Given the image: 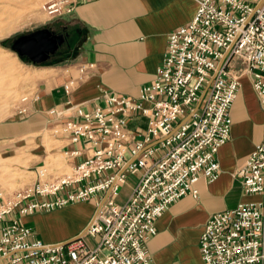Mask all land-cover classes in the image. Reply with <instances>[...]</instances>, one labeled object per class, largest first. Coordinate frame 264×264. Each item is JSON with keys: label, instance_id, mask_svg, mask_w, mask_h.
Segmentation results:
<instances>
[{"label": "built area", "instance_id": "2783aa9c", "mask_svg": "<svg viewBox=\"0 0 264 264\" xmlns=\"http://www.w3.org/2000/svg\"><path fill=\"white\" fill-rule=\"evenodd\" d=\"M79 1L46 0L42 9L49 19L72 15ZM195 1L194 17L168 34L156 77L138 97L105 90L103 103L93 109L70 103L74 117L65 121L66 131L72 142L84 141L90 156L58 176L43 167L32 186L11 197L0 194V264H155L146 243L157 233V219L180 198L198 197L200 177L214 181L220 174L218 151L231 136L229 111L243 75L250 77L264 108V0ZM96 68L93 61L78 66L82 76ZM64 88L70 93L72 83ZM188 113L191 117L173 131ZM137 115L147 119L139 135L128 129ZM159 137L158 144L146 148ZM161 149L164 153L156 157ZM140 151L129 161V153ZM80 153L73 150L65 157ZM141 170L138 183L119 202L128 175ZM235 175L245 195L261 198L211 214L199 242L204 264H264V141ZM99 195L105 198L87 226L66 242L37 238L17 216Z\"/></svg>", "mask_w": 264, "mask_h": 264}, {"label": "crops", "instance_id": "0c3cea01", "mask_svg": "<svg viewBox=\"0 0 264 264\" xmlns=\"http://www.w3.org/2000/svg\"><path fill=\"white\" fill-rule=\"evenodd\" d=\"M196 9L195 0H80L74 13L65 15L70 22L66 28L69 35L57 58L36 63L41 76L28 111L0 123V152H18L31 136L38 138L32 154L39 163H45L49 155L73 150L81 153L72 159L66 156L68 166L74 167L86 159L92 150L83 140L72 142L65 128V121L74 117L73 110L67 109L70 103L93 109L103 103L100 96L105 90L138 97L142 86L156 77L167 49L168 34L190 22ZM82 61L96 62V70L82 76L78 69ZM68 83L73 87L70 93L64 88ZM201 97L195 105L198 112L204 105V91ZM229 112L233 124L230 139L218 151L220 174L214 181L200 177L195 183L198 197L188 194L180 198L157 219V233L146 243L155 264H204L199 242L211 214L261 198L245 195L241 180L235 175L256 144L264 141V108L248 75L241 77V88ZM190 115L183 116L173 131ZM146 128L147 119L141 115L128 124L130 132L137 135ZM45 132H49L52 144L44 143ZM131 138L129 150L134 145ZM161 139H153L146 148ZM164 151L161 149L156 157ZM140 153H129V161L137 159ZM142 172L128 175L119 202L127 199ZM104 198L105 195H99L50 211L17 216L33 227L37 238L66 242L84 230Z\"/></svg>", "mask_w": 264, "mask_h": 264}, {"label": "rangeland", "instance_id": "374dc122", "mask_svg": "<svg viewBox=\"0 0 264 264\" xmlns=\"http://www.w3.org/2000/svg\"><path fill=\"white\" fill-rule=\"evenodd\" d=\"M45 1L0 0V5L2 3L13 7L15 11L13 13L20 17L18 25L13 30L0 36V55L9 60V68L5 72V77L16 80V85L11 88L18 90V95L16 94L15 101L10 107V113L4 118H0V123L18 118L24 114L23 112L28 111V106L31 98L36 94L41 76L38 64L29 58L21 57L18 51L12 48L13 39L21 34L46 27L60 32L70 23L65 15L49 19L42 9ZM48 133L45 132L43 141L46 144H52V142L50 143L51 136ZM37 139L28 137L27 145L16 153L13 151L0 152V194L11 197L16 190L32 186L37 179V170L43 167H47L49 171L52 170L54 176L71 172V167L67 165L63 153L49 155L45 165L37 162L38 157L32 154V149L38 142Z\"/></svg>", "mask_w": 264, "mask_h": 264}, {"label": "water", "instance_id": "95a60500", "mask_svg": "<svg viewBox=\"0 0 264 264\" xmlns=\"http://www.w3.org/2000/svg\"><path fill=\"white\" fill-rule=\"evenodd\" d=\"M63 30H66V27ZM68 35V32L66 34L56 32L49 27L41 28L16 38L12 43V48L20 55H27L35 63L43 62L56 54L67 43Z\"/></svg>", "mask_w": 264, "mask_h": 264}, {"label": "bare ground", "instance_id": "6f19581e", "mask_svg": "<svg viewBox=\"0 0 264 264\" xmlns=\"http://www.w3.org/2000/svg\"><path fill=\"white\" fill-rule=\"evenodd\" d=\"M13 12H15L13 10V7L1 3L0 36L4 35L7 32H10L18 25L20 17L15 15ZM16 17H18L19 19H16ZM8 68L9 60L0 55V118H4L10 113V107L15 101V97L18 91L15 88H11V86L16 85V80L5 77V72L8 70Z\"/></svg>", "mask_w": 264, "mask_h": 264}, {"label": "flooded vegetation", "instance_id": "af4514ba", "mask_svg": "<svg viewBox=\"0 0 264 264\" xmlns=\"http://www.w3.org/2000/svg\"><path fill=\"white\" fill-rule=\"evenodd\" d=\"M51 26V25H50ZM65 32H66V30H65ZM29 33H31V32H29ZM25 34H28V33H25ZM66 34V33H65ZM21 35H23V34H21ZM21 35H19V36H21ZM19 36H17L16 38H18ZM16 38H14L13 39V41H12V43L16 40ZM59 54L58 53H56V54H54V55H52L51 57H49L47 60H55L56 58H57V56H58ZM21 57H27V58H29L27 55H20ZM30 59V58H29ZM46 60V61H47Z\"/></svg>", "mask_w": 264, "mask_h": 264}]
</instances>
